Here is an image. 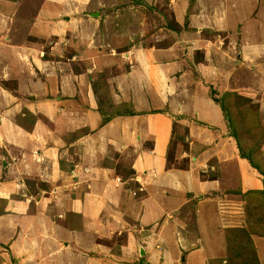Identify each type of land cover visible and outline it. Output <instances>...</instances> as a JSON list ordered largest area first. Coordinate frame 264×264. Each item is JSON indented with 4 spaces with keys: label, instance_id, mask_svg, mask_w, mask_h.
<instances>
[{
    "label": "crops",
    "instance_id": "obj_1",
    "mask_svg": "<svg viewBox=\"0 0 264 264\" xmlns=\"http://www.w3.org/2000/svg\"><path fill=\"white\" fill-rule=\"evenodd\" d=\"M190 2L0 0V264L224 257L220 196L264 197V0Z\"/></svg>",
    "mask_w": 264,
    "mask_h": 264
},
{
    "label": "rangeland",
    "instance_id": "obj_2",
    "mask_svg": "<svg viewBox=\"0 0 264 264\" xmlns=\"http://www.w3.org/2000/svg\"><path fill=\"white\" fill-rule=\"evenodd\" d=\"M126 6L127 3H123V7ZM154 8L156 9V7ZM137 9L138 12L135 10V14H138V17L136 15V17H133V19L142 18L143 24H139V28H141V26H144V30L142 31L143 36L141 39L139 35L136 34V32H133V30H129L130 29L129 25H128V29L125 28L126 29L125 31L128 30L127 31L128 36H131L134 39L137 37L138 40L141 39L142 44H147V45L157 44L155 42V40H158L157 38H162L161 40H164V42H166L167 44L172 42L173 35L167 36L164 35L162 31H158L159 27H162L163 21L166 22L167 24L168 22L170 23L173 22L171 9L169 7H167V9L164 10L163 18L159 17L157 14H155L154 16L153 12L151 10H148L149 8L148 9L137 8ZM127 10H129V12L131 11L130 8H128ZM140 11H142L143 13L148 12L149 14L147 13V15L144 14V16H142L140 14ZM125 23L127 22L125 21ZM151 30L155 31L153 35L150 34ZM139 31L140 30H137V33ZM163 36H165L164 39ZM146 38L148 40L146 42L143 41ZM103 108L105 109L106 106L103 107V104H99L98 111L100 112ZM105 110L107 111L106 115L107 113L110 114V110L108 108ZM100 116L105 117L104 110L100 113ZM108 116L112 118L113 114ZM28 119L29 121H31L32 120L31 116H29ZM183 164L181 163L179 165L185 167V165ZM115 166L117 169L116 172L118 174L129 175L128 174L130 173L129 162L128 160H126L125 156H123L120 159V161L116 163ZM220 197L222 199L219 201L218 206L220 209V213L224 219V230L227 241V249L224 257L215 259L214 264H258L255 257L256 256L255 249L252 244V235L258 232L260 233V231H262L260 226H262V224L264 226V207L262 211H260L259 209L260 204L264 205V197L260 198L259 196H251L250 198H248V201L245 202L244 204L242 202L241 203L238 202L237 200L231 203V198L227 200L225 196H220ZM229 206H231L230 209L232 210L231 213H228L226 210L227 208H229ZM189 226H193V225L190 223ZM193 245L197 246L199 245V243H197L196 245L192 244V246Z\"/></svg>",
    "mask_w": 264,
    "mask_h": 264
},
{
    "label": "trees",
    "instance_id": "obj_3",
    "mask_svg": "<svg viewBox=\"0 0 264 264\" xmlns=\"http://www.w3.org/2000/svg\"><path fill=\"white\" fill-rule=\"evenodd\" d=\"M195 0H191V4L190 5H192L193 4V2H194ZM228 96H233L232 95V93H227V94H224V96L223 97H221V98H215L214 96H213V94H212V98L215 100V101H219L220 102V104L222 105V107L224 108V110L227 112V113H229V108L227 107V105L225 104V102L228 100L227 99V97ZM218 102V103H219ZM103 111V109L101 110V112ZM231 115H232V113H231V111H230V114H229V118L231 117ZM105 116H107V117H105L104 119H103V123H105V122H107L108 121V119L110 118V116H108V115H106L105 114ZM248 116V115H247ZM235 118V119H234ZM232 120H231V130H232V135L238 140V143L239 144H241V140L243 139V136H241V135H243V134H245V131H244V125H243V122L245 121V120H247V119H249V118H251L250 116H249V118L248 117H246L247 119H245V117L244 118H240V116H239V118L238 119H236L237 118V116H235ZM246 128V127H245ZM247 129V128H246ZM241 147V146H240ZM249 154V153H248ZM249 157H252V156H250L249 155ZM250 161H251V158H250ZM256 257V256H255ZM256 261H257V259H256ZM258 262V261H257Z\"/></svg>",
    "mask_w": 264,
    "mask_h": 264
}]
</instances>
